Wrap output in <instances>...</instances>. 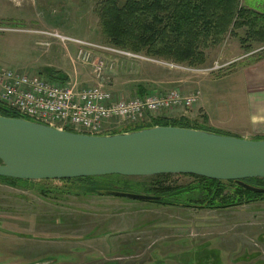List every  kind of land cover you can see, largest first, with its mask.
<instances>
[{
	"label": "rangeland",
	"instance_id": "1",
	"mask_svg": "<svg viewBox=\"0 0 264 264\" xmlns=\"http://www.w3.org/2000/svg\"><path fill=\"white\" fill-rule=\"evenodd\" d=\"M101 1L35 0L33 5L32 0H23L15 7V2L4 0L2 7L0 0V12L9 8L14 13L15 7L35 16V21L0 20V24L57 29L69 36L106 43L97 14ZM241 2L250 9L264 11V0ZM41 18H46L45 25ZM243 34L244 30L228 33L222 42L205 50L204 63L197 65L233 61L223 70L191 74L160 67L164 74L183 81L161 91L178 88L189 93L198 87L212 114L234 112L241 116L246 108L245 83L238 72L264 60V44L251 41L246 46L240 41ZM38 39L30 33L0 34V65L43 73L49 62L57 65L50 67L56 72L68 71L71 81L79 87L92 82L90 70L72 61L74 45H68L67 50L54 46L46 56L45 49L36 44ZM141 63L118 62L113 71L107 72L105 86L114 98L136 97H131V90L128 96L118 90L114 77L127 68L139 72ZM69 74L66 73L68 79ZM189 110L187 120L203 121L205 108L201 103ZM214 117L232 120L220 114ZM136 127V123L113 130L108 126L103 133ZM232 129L242 132L235 124ZM126 181L145 193L155 187L148 177H130ZM196 183V178L184 174L172 175L165 182L174 187ZM224 184L226 193L233 191V184ZM75 185L66 179L16 184L0 180V264H264V199L227 209H199L113 195L82 196L74 190ZM110 233L114 235L108 237L107 243L105 235Z\"/></svg>",
	"mask_w": 264,
	"mask_h": 264
},
{
	"label": "water",
	"instance_id": "2",
	"mask_svg": "<svg viewBox=\"0 0 264 264\" xmlns=\"http://www.w3.org/2000/svg\"><path fill=\"white\" fill-rule=\"evenodd\" d=\"M0 108L10 113L8 108ZM112 174H194L264 191L245 181L264 178V138L175 125L89 134L20 114H0L1 177L39 181Z\"/></svg>",
	"mask_w": 264,
	"mask_h": 264
},
{
	"label": "trees",
	"instance_id": "3",
	"mask_svg": "<svg viewBox=\"0 0 264 264\" xmlns=\"http://www.w3.org/2000/svg\"><path fill=\"white\" fill-rule=\"evenodd\" d=\"M241 1L102 0L98 4L97 14L106 43L197 66L204 63L205 50L222 42L228 33L236 34L238 30H244V34L239 35L242 44L249 46L251 41L264 44V11L245 7ZM42 72L67 79L66 75L51 68H44ZM0 106L8 108L2 103ZM8 109L10 113L0 108V114H18L15 110ZM152 125H175L226 133L211 128L204 120L196 123L186 118H158L152 123L139 124L135 129ZM172 175L177 174L151 176L112 174L78 177L66 181L75 183L74 190L82 196L94 194L122 197L117 193H131L152 197L150 200L140 201L199 209H227L264 199V191L249 189L233 180H217L194 174L184 175L196 178V184L176 187L166 185L167 178ZM119 177L125 180L118 179ZM130 177L151 178L155 187L149 193L138 191L132 183L126 181ZM0 180L14 184L34 182L1 176ZM245 181L254 187L264 189V178ZM224 183L233 184V191L226 193Z\"/></svg>",
	"mask_w": 264,
	"mask_h": 264
},
{
	"label": "built area",
	"instance_id": "4",
	"mask_svg": "<svg viewBox=\"0 0 264 264\" xmlns=\"http://www.w3.org/2000/svg\"><path fill=\"white\" fill-rule=\"evenodd\" d=\"M30 33L40 39L36 44L49 49L54 43L76 47L72 59L90 70L92 82L79 87L67 79L42 73H27L0 65V103L18 114L43 123L89 134H100L109 126L113 130L141 124L176 108L189 110L201 100L197 87L192 92L178 88L149 92L130 99H116L105 86L107 72L113 71L121 58L185 73L220 71L232 62L216 60L211 66H192L162 57L123 49L108 43L66 35L57 29L24 27L12 22L0 24V34Z\"/></svg>",
	"mask_w": 264,
	"mask_h": 264
},
{
	"label": "crops",
	"instance_id": "5",
	"mask_svg": "<svg viewBox=\"0 0 264 264\" xmlns=\"http://www.w3.org/2000/svg\"><path fill=\"white\" fill-rule=\"evenodd\" d=\"M10 1V0H8ZM17 4L23 2V0H11ZM35 0H32V4L34 5ZM4 6V0L2 3V7ZM13 13V9L9 12V8H2V12H0V20H10L16 22H28V20L35 21V16L30 15L29 13L24 14L20 10L16 9ZM41 21H38L42 25L46 24V18H41ZM32 21V22H34ZM34 24V23H33ZM35 44V41H34ZM36 45H32L35 48ZM54 46H59L64 50H67L68 47H64L60 44L54 43L49 49H45L44 52L50 55L52 53ZM76 50V49H75ZM55 53V52H54ZM62 58V55L60 56ZM124 61L132 62L128 59H120L119 62L122 63ZM53 63H46L45 68L56 67L57 65ZM119 65V64H118ZM158 66L141 63V68L139 72H136L134 69L127 68V70L120 73L119 75L114 77L115 85L118 87V90L125 91L128 96L129 90H131V97L136 95H144L149 92H164L161 91L166 87L171 88L175 83L183 82L182 79H177L174 75L164 74L162 69L157 68ZM53 69V68H51ZM56 71V69H55ZM66 73L69 74L68 71ZM64 72H60V74H64ZM114 73V72H113ZM238 73L242 74L244 83H245V111L241 116L234 114V112H230L226 114V112H214L215 114H220L222 116H230L232 118L231 121L227 122L221 118L214 117L215 114H212V111L209 110L207 106V99L205 97H201L199 104H202V107L205 108V112L201 115L204 123L210 126L213 129L226 132L229 134L246 137V138H261L264 137V60L258 62L257 64L243 68ZM71 79V74H69ZM131 81V82H130ZM168 90V89H167ZM120 94V93H119ZM127 99V97L125 98ZM190 110H185L183 108H176L170 111H166L161 113L157 118H168V119H181L186 118L188 116ZM173 117V118H169ZM149 122V121H148ZM203 122V121H202ZM235 124L236 128L242 132L236 133L237 131H233L232 125Z\"/></svg>",
	"mask_w": 264,
	"mask_h": 264
},
{
	"label": "flooded vegetation",
	"instance_id": "6",
	"mask_svg": "<svg viewBox=\"0 0 264 264\" xmlns=\"http://www.w3.org/2000/svg\"><path fill=\"white\" fill-rule=\"evenodd\" d=\"M114 234H112V233H110V234H106L105 235V238H106V240H107V243H108V237H110V236H113ZM6 261H8V260H6ZM51 261V260H50ZM29 264H37V263H35V262H29Z\"/></svg>",
	"mask_w": 264,
	"mask_h": 264
}]
</instances>
